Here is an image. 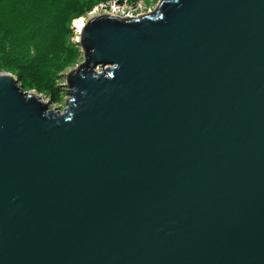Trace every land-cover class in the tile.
Masks as SVG:
<instances>
[{
  "label": "water",
  "instance_id": "95a60500",
  "mask_svg": "<svg viewBox=\"0 0 264 264\" xmlns=\"http://www.w3.org/2000/svg\"><path fill=\"white\" fill-rule=\"evenodd\" d=\"M75 43L61 113L0 73V264H264V0Z\"/></svg>",
  "mask_w": 264,
  "mask_h": 264
},
{
  "label": "trees",
  "instance_id": "16d2710c",
  "mask_svg": "<svg viewBox=\"0 0 264 264\" xmlns=\"http://www.w3.org/2000/svg\"><path fill=\"white\" fill-rule=\"evenodd\" d=\"M106 0H0V73L24 92L57 96L59 75L76 65L72 22Z\"/></svg>",
  "mask_w": 264,
  "mask_h": 264
},
{
  "label": "rangeland",
  "instance_id": "374dc122",
  "mask_svg": "<svg viewBox=\"0 0 264 264\" xmlns=\"http://www.w3.org/2000/svg\"><path fill=\"white\" fill-rule=\"evenodd\" d=\"M159 2H160V0H106L105 2L100 3L97 6H95L90 12L86 13L82 17V20H84V24H86L89 17L93 18V17H97L100 15H107L105 13H108V15H109V13L113 10H115L116 13H121V14L123 12H124V14L128 13L129 16H132L133 18H135V17H139V16L149 14L150 12H153L155 10V8L157 7ZM77 20H79V19H77ZM72 24H73V22H72ZM71 28H72V25H71ZM71 30H72L71 42L76 44L75 41H76V39L79 38V32L77 33V30H76V33H75V31H73V29H71ZM81 60H82V55L80 54V58L78 59V62L76 63V65L66 69V71H64L63 73H61L58 76L59 80H58V84L56 86V89H58V91H57V96L55 98H52V96L48 95V93H45V94L39 93L38 94L35 91H30V92H26V93H32V94L36 95L39 98V100L45 101V104L48 105L49 110H53V111L61 113L66 108L65 101L69 97L66 94V91L68 89H66L64 87L65 80L60 76L66 74L69 71L74 70L75 67L81 63ZM95 71L100 72L99 69H96ZM16 82H17V86H20L18 84L17 80H16Z\"/></svg>",
  "mask_w": 264,
  "mask_h": 264
},
{
  "label": "bare ground",
  "instance_id": "6f19581e",
  "mask_svg": "<svg viewBox=\"0 0 264 264\" xmlns=\"http://www.w3.org/2000/svg\"><path fill=\"white\" fill-rule=\"evenodd\" d=\"M105 14H107L108 15V13H105ZM100 16H102V15H100ZM111 16V15H110ZM112 16H115V14L114 15H112ZM98 17V16H97ZM92 17H89V19H91ZM93 18H95V17H93ZM88 19V20H89ZM74 25H75V28L77 29V33L78 32H80L81 30H82V28L85 26V24H84V20H82V18H80L79 20H76V22L74 23ZM77 40V39H76ZM98 71V70H97ZM32 94V93H31ZM42 102L43 103H45V101H43L42 100Z\"/></svg>",
  "mask_w": 264,
  "mask_h": 264
},
{
  "label": "built area",
  "instance_id": "2783aa9c",
  "mask_svg": "<svg viewBox=\"0 0 264 264\" xmlns=\"http://www.w3.org/2000/svg\"><path fill=\"white\" fill-rule=\"evenodd\" d=\"M114 14H115V16H113V17H117V18H133L132 16H129L128 13H126V14H124V12L122 14L121 13H116L115 10H113V11H111L109 13V15H111V16L114 15ZM76 30H75V32H76Z\"/></svg>",
  "mask_w": 264,
  "mask_h": 264
}]
</instances>
